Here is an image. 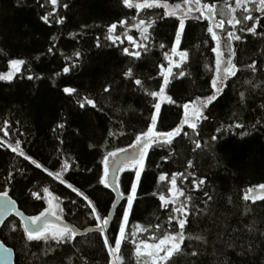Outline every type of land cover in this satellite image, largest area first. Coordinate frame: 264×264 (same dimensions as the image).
Instances as JSON below:
<instances>
[{
  "label": "trees",
  "instance_id": "16d2710c",
  "mask_svg": "<svg viewBox=\"0 0 264 264\" xmlns=\"http://www.w3.org/2000/svg\"><path fill=\"white\" fill-rule=\"evenodd\" d=\"M44 2L45 0H41V3ZM63 2L69 4L67 11L61 8L59 13L67 17L65 24L59 25L53 20L51 26H48L43 23L40 16L50 8V5L46 9H41L36 0H24V6L17 7L16 0H0V49L7 53V55L0 53V72L7 71L9 59L19 58L27 62L22 75H18L13 83L0 82V129L3 128L5 121L10 124L9 136L4 137L3 131H0V138L12 142L20 140L25 151L49 171H59L65 159L75 161L73 170L67 172L64 179L89 195L102 214L110 213L115 197L110 189H105L98 183L103 169L101 162L109 151L130 149L134 135L146 128L151 109V98L125 79L123 73L131 66L147 88L157 90V85L162 84L163 80L159 76L158 64L164 63L158 45L168 43L173 34V27L167 21L158 23L153 30L155 46L146 57L142 56L141 60L136 61L126 57L121 51L122 47H130L131 50L126 39L120 47L103 46L109 44L104 40V36L110 24L117 23V34L122 35L135 22L133 10L125 9L121 0H62ZM214 2L223 4V0ZM155 11L158 14L163 10ZM125 19L129 20L127 28L119 27V21ZM189 24L191 27L186 29V38L181 45L182 49H187L190 53V61L184 65L189 76L180 80L174 79L168 88V94L173 95L178 103H188L198 95L203 96L210 88L211 74L204 65L210 64L214 59V53L210 51L214 42L206 34L204 26L207 21L199 24L190 21ZM260 31L264 29H258V32ZM71 33L77 34L75 39ZM129 35L138 38L139 33L132 28ZM52 36H56L57 39L53 41ZM96 37H100L101 48L95 47ZM205 39L209 40L207 45L202 43ZM243 41L234 44L236 48L234 62L239 67L256 61L257 67L264 69V63H261L264 61V37L245 33ZM53 44H55L53 53H49L47 50ZM77 51L81 53L79 61L74 57ZM69 57L72 59L69 60ZM69 63H76L77 66L68 74H64L62 69ZM175 71L178 70L174 69ZM28 75H32L34 79L27 80ZM153 76L156 79H153ZM238 76L242 78L237 79L234 84L229 81L233 89L230 99L224 101L222 98V101L210 106L209 111L212 115L211 119L202 125L203 135L207 140L210 134L215 133L217 126H227L228 123L243 121L247 127L241 130L233 129L236 135L226 132L222 141L228 143L223 149L214 145V151L193 153L190 151L191 144L184 140L183 146L177 150V156L167 161L162 159L167 152L166 148L150 151L147 169L138 190V200L134 205L133 216L130 217V227L134 222L149 226L157 222L164 223L166 213L164 209L158 207L159 200L151 193L166 192V182H159V175L184 171L186 161L189 159L194 160V168L189 171L194 173L195 178H206L208 188L214 190L218 216L231 218L230 213L236 211L231 209L226 212L222 197L230 195L234 203L239 205L247 187L264 183V132L251 130L254 120L260 118L253 109L264 103V98L259 91L254 95L250 94L249 105L242 108L236 102L238 92L247 88L244 81L252 74L244 72L238 73ZM262 79L264 72H257L256 82L259 83ZM110 84L114 90L111 93H104L103 86ZM69 86L76 87L79 96L88 95L95 99L101 110L97 111L90 107L80 109L76 103L77 96H67L62 92L64 87ZM182 111L175 105L165 103L161 108L158 129L170 130L182 118ZM60 123L65 124L63 129L57 128ZM121 130L126 134L108 135L109 131L119 133ZM188 131L191 134V130ZM245 131L250 132V135L242 139L240 133ZM60 140L64 143L60 144ZM177 140H180V137ZM13 165L26 170L24 176L16 175L10 191V195L17 200L25 213L31 216L38 215L46 207L45 201H36L29 195L28 190L48 187L64 200L65 220L74 223L79 229L95 226L86 221L85 216L80 215L88 209L84 208L81 198L76 197L66 185L60 184L42 169H36L30 162L24 161L10 150L0 148V178L9 170L15 171ZM194 177H189L183 184L178 180V186L191 189ZM132 182L134 176L130 172L123 173L120 177L122 191ZM0 186H4L2 179ZM192 194L194 197L198 196L195 192ZM72 199H75L77 204L73 205ZM261 203L264 202H258L254 207L257 216L264 218V207L259 206ZM71 213L77 215L73 216ZM157 216L160 217L159 221L156 219ZM9 222L17 225L18 230L13 232L9 227H3L0 236L7 246L14 249L18 264H41L38 250L33 249L37 251V256L32 257L27 255L23 248L25 241L22 239L23 228L20 221L12 217L5 225ZM77 239L81 242L79 247L92 257L95 264H105L106 252L96 234L90 233ZM227 239L225 237V240ZM122 254L125 256V264H132L130 245L122 246ZM64 259L67 264L74 257L69 253ZM216 259L217 257L209 252L206 257L207 264H214Z\"/></svg>",
  "mask_w": 264,
  "mask_h": 264
},
{
  "label": "snow or ice",
  "instance_id": "6c2138e0",
  "mask_svg": "<svg viewBox=\"0 0 264 264\" xmlns=\"http://www.w3.org/2000/svg\"><path fill=\"white\" fill-rule=\"evenodd\" d=\"M36 3L41 9H46L50 5V8L40 16L45 25L51 26L53 20L56 24H65L67 17L59 13L61 8L65 11L69 9L67 2L45 0L41 3V0H36ZM121 3L125 9L133 10L135 22L131 28H127L129 20H120L119 27L127 28L122 35L117 34V23L110 24L104 36V40L109 44L103 46L120 47L126 39L131 50L130 47H122V53L126 57L139 61L142 56L146 57L155 46L153 30L158 23L170 22L173 34L167 44L159 43L158 45L164 63L158 64L159 76L163 80L162 84L157 85V90L147 88L144 81L135 74L133 67H128L123 73L125 79L131 81L137 89L151 98V109L146 128L134 135V142L131 143L130 149L120 148L118 151H109L101 162L103 169L98 183L105 189L116 191V199L123 201L118 209L116 203L111 205V210H117L116 214L112 215L109 212L102 214L89 195L64 179L65 174L73 170L75 161L70 162L65 159L59 171L53 172L29 155L18 139L12 142L0 138V148L10 150L16 156L22 157L24 161L30 162L36 169H42L49 177L66 185L76 197L81 198L84 208L88 211L81 212L80 215L85 216L86 221L95 225L89 227L87 233L96 234L101 241V246L106 252L105 264H125V256L122 254V246L125 244L131 246L132 264H207L206 257L209 252L217 257L214 264H264V218L257 216L256 207H254L258 202H264V183L247 187L239 205L234 203L230 195L222 197L225 211L229 212L231 209L236 211L230 213L231 218L218 216L214 190L208 188L206 178H195L194 173L189 171L194 168L192 159L186 161L184 171H175L171 175L162 173L158 177L159 182H166V192H152L151 195L158 198V207L164 209L166 213L164 223L157 222L149 226L134 222L132 227L129 226L134 205L138 200L142 177L147 169L150 151L166 148L167 152L162 159L167 161L177 156V150L183 146L184 140L191 144L190 151L193 153L214 151V145L223 149L228 143V141H222L226 132L236 135L233 129L241 130L247 127L243 121L228 123L227 126L219 125L215 128V133L210 134L205 140L202 125L211 119L210 106L216 105L218 101H222V98L224 101L230 99L233 89L229 81L231 80L234 84L237 79H241L242 76H238V73L252 74L244 81L247 88L238 92L236 102L242 108L249 105L250 94L254 95L259 91L264 98V79L259 83L255 80V74L264 72V69L258 68L256 61L239 67L234 62L236 57L234 44L237 41L244 42L245 33L264 37V31L258 32V29H264L262 24L264 0H223L222 5L214 0H121ZM16 6L23 7L24 0H16ZM159 9L163 11L157 14L155 10ZM190 21L193 24L207 21L204 26L206 34L214 42V46L210 48V51L214 53V59L210 64L204 65L211 74L210 88L209 92L203 96L198 95L188 103H178L173 95L168 94V88L174 79L180 80L189 76L184 65L189 63L190 53L189 50L182 49L181 45L186 38V29L191 27ZM132 28L139 33L138 38L129 35ZM71 35L75 39L77 34L71 33ZM56 39V36H52L53 41ZM202 43L207 45L209 40L205 39ZM54 47L55 44L47 51L53 53ZM95 47H102L100 37L95 38ZM196 47L198 48L199 45ZM0 53H3L2 49ZM3 54L7 55V53ZM74 57L76 61L81 60V53L75 52ZM26 63L24 59H9L7 71L0 72V82L13 83L18 75H22ZM76 66V63H69L63 67L62 71L68 74ZM174 69L178 71L174 72ZM33 79L32 75L27 76V80ZM153 79L156 77L153 76ZM113 90L111 84L103 86L104 93H111ZM62 92L67 96H77L76 103L82 110L87 107L101 110L95 99L88 95L79 96L76 87H64ZM165 103L183 110L182 118L170 130L157 127L161 119V108ZM253 110L260 118L254 120L251 130L264 132V103H260ZM233 115L235 116V113ZM64 127V123L57 125L58 129ZM9 128V122L5 121L3 128L0 129L4 137L9 136ZM125 134L123 130L119 133L114 131L108 133L109 136ZM249 135L248 131L240 133L242 139ZM178 137L180 140H177ZM63 143L64 141L60 140V144ZM121 154L124 155V159H116ZM110 158L116 166L115 172L110 171ZM156 167L159 168L160 165ZM13 169L15 171L9 170L0 178L4 181V186H0V216H7L13 212L23 216L10 191L16 175L24 176L26 170L17 168L15 165ZM124 171H130L134 176V182L121 191L118 174ZM189 177H194L191 181V189L178 186V180L183 184ZM28 191L36 201H45L47 207L43 208L39 215L29 216L24 221L22 239L25 241L23 248L26 254L36 257L37 251L33 249L38 250L41 264H53V262L66 264L64 257L69 253H72L74 259H70L67 264H95L92 257L79 247L81 242L77 237L86 236L87 233L80 232L74 223L65 220L64 200L48 187ZM192 192L197 193L198 196L194 197ZM71 203L75 205L77 201L72 199ZM259 206L264 207V203ZM71 214L77 215V213ZM156 219L159 221L160 217L157 216ZM77 220H79L78 216ZM0 226L9 227L13 232L18 230L17 225L11 222L5 225L0 220ZM148 233L152 234L145 236ZM225 237L228 239L225 240ZM13 256V249L0 241V264H18V261L14 262Z\"/></svg>",
  "mask_w": 264,
  "mask_h": 264
},
{
  "label": "water",
  "instance_id": "95a60500",
  "mask_svg": "<svg viewBox=\"0 0 264 264\" xmlns=\"http://www.w3.org/2000/svg\"><path fill=\"white\" fill-rule=\"evenodd\" d=\"M116 159L123 160V159H124V155L121 154V155H120L119 157H117ZM115 167H116L115 164L112 163V165H111V167H110V171L115 172ZM119 174H120V173H119ZM119 174H118V177H120ZM109 179L111 180L112 177L110 176ZM120 189H121V187H120ZM110 190H111L112 193L114 194V197H115L114 203L117 204V209H118L119 206H120V204L123 203V201H118V200L116 199V197H117V192H116V191H113L112 189H110ZM121 191H122V189H121ZM12 198H13V197H12ZM13 199H14V198H13ZM14 200H15V199H14ZM16 202H17V200H16ZM17 206L19 207L20 212L23 213V216L16 215L15 212H13V214H10V215H7V216H0V220H2V221L4 222V224H5L10 218L14 217V218H16V219H18V220L20 221L22 227L24 226V221H26L27 218H28L29 216H31V215H28L27 213H25V211L22 210V209L20 208V205H19L18 202H17ZM116 211H117V210H110V213H109V214L115 215V214H116ZM38 215H39V214H38ZM66 221H67V220H66ZM67 222H68V221H67ZM69 223H70V222H69ZM92 227H94V226H92ZM2 228H3V226H0V234H1V230H2ZM88 228H89V227H88ZM88 228H86V229H79V230H80V232H82V233H87V229H88ZM87 234H90V233H87ZM82 237H83V236H82ZM0 241H2L1 236H0ZM5 245H6V244H5ZM6 246H7V245H6ZM7 247H9V246H7ZM10 248H11V247H10ZM12 249H13V248H12ZM13 253H14L13 260H14V262H16V254H15L14 249H13Z\"/></svg>",
  "mask_w": 264,
  "mask_h": 264
},
{
  "label": "rangeland",
  "instance_id": "374dc122",
  "mask_svg": "<svg viewBox=\"0 0 264 264\" xmlns=\"http://www.w3.org/2000/svg\"><path fill=\"white\" fill-rule=\"evenodd\" d=\"M162 106H163V105H162ZM112 163H113V161H112V159L110 158V160H109L110 167H111ZM125 172H130V171H124V172H121L120 174L122 175V174L125 173ZM45 204H46V203H45ZM46 207H47V204H46Z\"/></svg>",
  "mask_w": 264,
  "mask_h": 264
}]
</instances>
